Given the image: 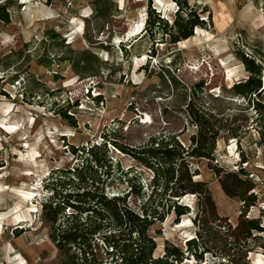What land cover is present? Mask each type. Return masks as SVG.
<instances>
[{
	"label": "rangeland",
	"instance_id": "1",
	"mask_svg": "<svg viewBox=\"0 0 264 264\" xmlns=\"http://www.w3.org/2000/svg\"><path fill=\"white\" fill-rule=\"evenodd\" d=\"M94 1L0 0V11L4 6L10 19L0 20V88L6 92L0 95V264H14L15 250L24 264L60 260L41 218V201L48 194L43 184L50 170L74 162L69 144L100 142L101 134L111 130L117 142L134 148L152 135L169 133H181L178 137L185 144L196 129L186 113L190 99L216 112L223 124L213 159L190 160L191 168L199 171L197 177L207 182L217 213L234 225L242 204L223 192L207 164L229 170L243 167L257 196L247 216L259 218L264 226V145L251 122L253 110L240 113L242 99L229 89L248 74L239 52L261 64L264 83V0H186L197 12L205 10L202 17H210L204 27H195L192 36L176 43L168 42L161 27L152 35L145 23L149 9L155 8L170 24L174 0H99L97 12ZM49 28L74 49L90 50L98 58L89 64L97 75L78 72L61 59L68 57L67 48L47 37ZM48 60L50 66L44 65ZM66 102L76 104L68 110L76 127L54 112ZM228 129L235 136L228 135ZM109 148L119 166L109 193L127 191L129 181L145 188L151 171L131 155ZM135 199L129 203L136 208ZM180 201L190 211L179 223L184 218L190 222L177 226L168 215L150 226L156 254L165 240L185 248L195 235L197 198L188 194ZM254 234L256 238L247 240L252 250L241 258L225 230L214 228L204 239L209 249L202 258L189 256L182 264H230L222 249L225 238L228 247L233 244L235 264H264L258 246L264 242V230Z\"/></svg>",
	"mask_w": 264,
	"mask_h": 264
},
{
	"label": "trees",
	"instance_id": "2",
	"mask_svg": "<svg viewBox=\"0 0 264 264\" xmlns=\"http://www.w3.org/2000/svg\"><path fill=\"white\" fill-rule=\"evenodd\" d=\"M174 2L176 8L170 24L159 16V11L155 12V8L149 9L145 21L151 34L161 27L170 43L192 36L193 29L204 27L210 17L209 13L206 18L202 17L200 13L205 10L197 12L186 0ZM94 9L96 12L100 10L99 0L94 1ZM0 20L4 23L10 21L4 6L0 11ZM46 34L59 46L67 48L68 57L60 58L67 59L74 70L81 72L82 69L88 75H97L89 67L92 59L98 61L90 50L74 49L53 28L47 29ZM153 55L154 52L150 51V56ZM237 57L248 74L229 89L242 99L238 102L240 113L253 110L251 122L260 143L264 145L263 68L243 52L237 53ZM50 64V60L44 63L46 66ZM1 94L6 95V92L0 88ZM94 99L98 101L100 96ZM75 105L66 102L65 105H58L54 112L76 127L75 116L68 113ZM185 108L196 128L185 144L178 137L181 133H169L152 135L144 144L134 148L117 142L113 130L103 132L100 142L77 146L69 144L74 162L50 170L43 184L48 194L41 201V218L48 228L49 239L60 253L58 262L47 264H182L189 256L198 260L202 258V252L209 249L204 246V239L214 228L225 230L234 243L229 242L228 247L226 238L222 240V249L230 264L236 262L232 245L241 252V258H245L253 248L247 240L256 238L254 232L264 230L259 218L247 216L248 208L257 199L253 190L255 184L243 167L229 170L207 164L223 192L238 198L242 204L236 223L226 222L217 213L207 182L197 177L198 169L190 166L191 159H206L208 162L213 159L216 141L223 131L222 120L213 110L196 105L193 99L186 103ZM227 131L228 135L235 136L229 129ZM109 145L131 155L151 171L145 188L138 181L136 184L129 181L127 191L109 193V187L115 181V169L119 170L117 163L113 162ZM188 194L197 198V210L193 217L195 235L186 240L185 248L165 240L162 252L156 254L157 245L149 234L150 226L164 221L168 215H173L174 222H179V218L190 211V206L180 201ZM131 197L138 201L136 208L129 203ZM258 246L264 255V242ZM239 264H246V261Z\"/></svg>",
	"mask_w": 264,
	"mask_h": 264
},
{
	"label": "bare ground",
	"instance_id": "3",
	"mask_svg": "<svg viewBox=\"0 0 264 264\" xmlns=\"http://www.w3.org/2000/svg\"><path fill=\"white\" fill-rule=\"evenodd\" d=\"M10 129L12 130V132H14L15 127L14 126H10ZM189 222H190L189 218H184V219H182V221L180 223L179 222L177 223V226H184V225H187ZM12 255L14 256L16 264H24V259H23L22 255H21V253L19 251L15 250ZM9 258H10V256H8V259Z\"/></svg>",
	"mask_w": 264,
	"mask_h": 264
}]
</instances>
